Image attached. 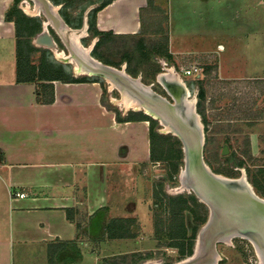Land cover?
Wrapping results in <instances>:
<instances>
[{
    "label": "crops",
    "instance_id": "1",
    "mask_svg": "<svg viewBox=\"0 0 264 264\" xmlns=\"http://www.w3.org/2000/svg\"><path fill=\"white\" fill-rule=\"evenodd\" d=\"M62 2L50 4L59 6ZM101 2L92 0L85 7L77 29L87 24L91 34L89 12ZM12 3L0 0V264H126L132 256L130 264L157 262L145 258L149 248L144 236L139 237L145 230L144 219H137L141 224L135 237L132 225L136 216L133 218L126 208L131 196L120 192L132 177L130 173L150 162L149 122H119L116 114L102 105L100 84L69 82L77 77L44 82L52 84L54 97L51 103L45 99L39 103L38 84L18 83L16 73L9 72L4 62L16 59L15 24L5 19ZM155 4L168 8L166 29L172 56L191 52L183 41L181 45L175 42L176 37H194L191 35L198 25L191 19L199 12L200 25H204L210 19L204 17L205 12H212L215 19L214 13L232 6L230 0H155ZM146 6L147 0H112L96 13V28L121 37L137 35L141 32L140 9ZM240 8L239 2L238 13ZM262 26L263 22H254L251 32H262ZM247 34L245 29L239 37L248 39ZM218 45L225 50L223 44ZM192 48L206 51L200 45ZM261 66L263 60L253 63L244 74L234 70L231 74L236 77L225 76L223 80L237 81L246 89L258 88L260 83L249 81H264ZM248 135V155L252 158L258 152L260 137L256 132ZM251 185L256 192L254 182ZM123 209L127 215H119Z\"/></svg>",
    "mask_w": 264,
    "mask_h": 264
},
{
    "label": "rangeland",
    "instance_id": "2",
    "mask_svg": "<svg viewBox=\"0 0 264 264\" xmlns=\"http://www.w3.org/2000/svg\"><path fill=\"white\" fill-rule=\"evenodd\" d=\"M23 1H27L32 9L38 7V13L34 15L27 14L22 8ZM49 1L52 4L55 2L53 0ZM162 1L164 0H159V2ZM230 2V5H232L230 9L225 10V12L222 13H214L215 19L211 16L212 12H205L204 17L206 16L211 20L208 19V23L205 22L204 25H200L202 24L200 18L201 12H199L198 17L191 19L193 20L191 21L192 23L198 25L197 28L193 29L195 34L193 33L191 36L194 37H184L183 40L176 37L177 40L175 42L180 45L184 42L183 45H186V47L188 46L189 49H191V52H187L185 55L172 56L169 52L168 45V53L171 55V58L167 59V61L164 60V58H161L163 57L161 49L164 37L168 35L166 28L169 15L167 11L168 8L166 7V9L162 8L163 12L149 9L143 14L142 17L147 29V35L143 39L135 36L109 38L105 44L98 45L95 49L93 48L90 50L88 56L97 61L99 60L102 63L105 61L109 62V65L117 69L127 65L124 60L128 59L136 69L139 65L136 61L134 62L133 59L135 58V55H139L140 52L138 51L137 46L142 43V48H144L143 54L146 58H152V63L154 68L157 69V73L152 77V74L148 72L146 78H142L143 74L139 73L134 78L141 77V82L147 86L155 83V86H152L151 89L170 104L175 103L171 100L172 96L170 91H168V89L165 90L166 87H164V85L156 84V81L159 83V76L161 73L167 72V70L164 69L175 68L174 71L176 70L178 72L182 65L196 63L202 70L203 75L201 74V77L194 78L183 76L181 73L180 75L177 74L184 81L191 95L196 97L195 110L200 116L203 124L202 132L204 140L202 144V155L204 160L205 162L207 161L206 163L213 169V171L218 169L217 172H219L222 170L229 175L235 176V178H238L240 174H242L238 169L242 166L241 170L246 171L248 181L250 183L255 181L259 186L257 187L256 194L263 197L264 94L262 92L264 90V83H260L259 87L257 88L256 86L255 89H246L245 87L238 86V84H236L237 81L223 79L225 76H235L231 74L234 73V70L242 71L244 74L247 70H250L248 67L252 66L253 63L257 64L261 60L264 61V0H230ZM239 2L241 3V8L239 10L241 11L240 13L236 11ZM54 4L56 5V3ZM88 4L89 3L86 1H63L58 6L60 7L58 12L57 10L55 11L51 5L50 9L52 13L56 15V19H58L53 23L48 19L43 7L36 0H19L18 7L21 12L16 13L14 17L21 21L22 17L27 16L32 21L31 25H35V23L38 22L41 24V30L32 35L30 41H27V36L25 39L21 36V49L24 58L34 66L35 71H38V73H40L41 69H44V71H42L43 73L49 72L50 75L56 78L66 79L67 77H88L90 79H98L99 81H102L106 88L108 104L116 109L121 117H128V115L132 117H141L142 115H145L155 121L153 125L155 132L162 135L161 137L167 138L168 142L172 144L175 139H178L182 144L180 138L176 134H173L171 130L170 132L164 131L167 126L162 125L156 117H151L144 113L145 111L141 108L139 99L128 89L120 88L116 85L114 89L110 90V83L107 78L94 75L88 76L85 73L81 72V74H79V72L75 71L74 66L77 62L86 61L81 53V51L85 53V50L81 47L79 49L76 48L75 44L62 34L61 28L68 24L70 28L80 30L77 29L81 24V19L78 17V14L83 7H86ZM61 6L66 8H62ZM164 16H167V20L164 19ZM231 19L232 22L230 21ZM47 22L49 24L47 26L48 31L46 30L45 33L55 41L53 47L48 43L42 42L41 38H39L41 32L43 30L45 31L43 24ZM64 22H66V24ZM254 22H263L262 32L257 33L256 35L254 31L251 32L253 28H250L254 26ZM244 24L247 25L246 28L244 27ZM160 26L165 29V31H161L159 28ZM158 29L161 32H159ZM245 29L248 33V39H242V37H239ZM154 30H157V32ZM91 37V34H88V36L79 39V42L85 49L90 45L92 41ZM218 44H223L225 50H222V47ZM198 45H200V47L203 46L206 51L201 53L198 51L199 49L192 48L193 46ZM217 46L219 47L217 48ZM257 46L260 47L261 50L256 48ZM205 52L213 53L205 54ZM58 53H64L68 59L59 58L57 56ZM84 56L86 57V55ZM4 62L9 72L16 73L15 58ZM220 62L221 71L219 69ZM208 65H215L217 68L215 70L213 69L209 75H206L204 69L205 66ZM144 68L146 67L144 66ZM260 68L258 69L264 71V66H261ZM122 93L134 98L135 102L140 104L138 105L139 108L137 110L130 109L124 112L119 106H116L112 102V97L122 99ZM223 93L229 95L225 97L226 95H221ZM202 95L205 96V99L200 98ZM211 99H214L212 106L210 105ZM181 100L184 103L186 102L184 96ZM198 109L203 110V114L199 113ZM248 111L261 113L257 118L248 117V120L245 117L246 113H249ZM203 120H206L205 123ZM249 132H256L260 137L258 152L256 156H251L252 158L248 155V148L246 146V140L249 139ZM226 139L229 140L228 146L230 148V153H235V159L232 162L226 161V156L221 155V148L225 144L224 142ZM158 142V139H156V146ZM181 147L183 154V146ZM208 160L210 162H208ZM240 162L242 163L241 165L239 164ZM182 167L183 158L182 165L178 166L177 172H173L171 175L168 169V161L157 163H152L150 161L145 166L139 167L138 171L131 172L130 175L132 177L128 179V181H125V185L121 186L120 192L122 195L126 196V193L129 192V196H131L128 199L131 200L130 203L126 204L127 207L126 205L124 207L130 211L128 214L132 215L133 218L136 216L132 225L135 237L137 236L138 227L140 228L141 224L137 219H139V217L144 219L142 225L145 230L143 232L141 231L142 235L139 237L143 238L144 236V241H146L145 246L146 248H149V250L145 252V258L150 260L156 259L157 262L154 261V264H176L177 262H181L182 260L191 257L198 232L208 219L209 209L207 205L198 202L199 199H197L194 193L187 195L184 192L176 194L170 191L174 187L180 185V171ZM260 170H263V172H259ZM154 190L160 194L159 198L161 200L158 198L157 201H155L153 196ZM190 196L193 197L195 201H192ZM179 197L187 199V207L181 208L183 203H181L182 199ZM132 201H134L135 204H133ZM194 203H198L197 207ZM134 207L137 211H135ZM197 211H199L200 216L194 220ZM202 213L206 214V219L204 222L200 223ZM125 214L127 215L126 209L119 212V215L124 216ZM197 223L198 226H196V231H194V227ZM194 232L195 236L193 238L192 253L182 255L179 248L176 247L177 243H182L184 248L187 249L190 243L189 238L192 237ZM183 234H185L186 238L182 240V242H177L176 238H171V236L177 237ZM250 243L251 241L246 238L237 237L233 238L228 243L218 242L214 244L213 250L216 253V256H218V259H221L220 261H217L216 264H258V258L254 246ZM137 258L138 257L135 256L136 260ZM132 260H134L133 256L127 260L126 264H130Z\"/></svg>",
    "mask_w": 264,
    "mask_h": 264
},
{
    "label": "water",
    "instance_id": "3",
    "mask_svg": "<svg viewBox=\"0 0 264 264\" xmlns=\"http://www.w3.org/2000/svg\"><path fill=\"white\" fill-rule=\"evenodd\" d=\"M36 1L43 7L48 19L55 23L57 17L50 9V2ZM39 38L42 42L54 46V41L44 30ZM64 40L67 43L65 38ZM90 60L81 62L88 69L86 75L104 77L119 87L128 89L139 99L146 115L156 117L162 125L168 127V132L171 130L182 142L183 167L180 171V183L195 194L198 202L207 205L209 214L206 223L198 232L192 256L176 264H213L214 244L233 236H241L254 243L264 261V198L245 183H237L214 173L206 164L202 155V127L198 126L189 111L187 113L186 103L170 104L151 89L152 85L146 89L147 85L141 82V77L133 78L126 73V65L117 69ZM168 86L174 87L169 82ZM228 153V145L224 144L221 155Z\"/></svg>",
    "mask_w": 264,
    "mask_h": 264
},
{
    "label": "trees",
    "instance_id": "4",
    "mask_svg": "<svg viewBox=\"0 0 264 264\" xmlns=\"http://www.w3.org/2000/svg\"><path fill=\"white\" fill-rule=\"evenodd\" d=\"M54 1H60V0H54ZM65 1H69V2H75V1H83V0H63ZM112 0H102V2L99 4V6H97L96 8H94L93 10H91L89 12V32L91 33L92 37H99L98 41H96L95 45H94V49L101 44H105L109 38H116V37H121L120 35H115L112 32H101L98 31L96 28V24H95V15L98 12V10H100L102 7L106 6L107 4H109ZM88 3H91L92 0H88ZM18 4H19V0H13V4L9 7V9L6 11L5 14V19L7 21H12L15 24V28H16V81L18 83L20 82H34L38 84V88L39 90L36 92V96H37V101L39 103H44L45 100H47L49 103H51L53 101V86L51 83H44V82H51L53 80L56 79V77H53L52 75L50 76L49 72H42L44 71V69H41L40 73H38V71H35V68L33 65H31L28 60L26 58H24L22 49H21V43H22V39L21 36L25 39L27 36V41L30 40V37L32 35H34L35 33L39 32L41 29V24L40 22L35 23V25H31L32 21L30 18H28L27 16L22 17V20L19 21L17 20L14 15L16 13H20L21 10L18 8ZM56 4H59L58 2H56ZM62 8H66V7H62ZM85 9V6L83 7V9L79 12L78 17L81 18L83 10ZM149 9H154L155 11H159V12H163V9L161 7H159L158 5L155 4L154 0H147V6L145 8L140 9V22H141V32L138 33L137 35H128L125 37H129V36H135V37H140V38H144L147 35V29H146V24L145 21L143 19V14L145 12H147V10ZM66 10V9H65ZM164 19L167 20V16H164ZM161 31H165V29H163L161 26L159 27ZM159 30V29H158ZM159 30V32H161ZM157 32V30H154ZM159 44V43H158ZM168 35H166L164 37V42L162 44V49H161V53L162 56L161 58H164V60L167 61V59L171 58V55L168 53ZM138 51L140 52L139 55H135V58L133 59V61L137 62V64L139 65L138 68H134L132 66V64L130 63V61L128 59H125L124 61L126 62L127 66H126V72L131 75L132 77H136L139 73H142V78H146L148 76V72L150 74H152V77L155 76V74L157 73V69L154 68V65L152 63V58L147 57L143 54V49L142 48V43H140L137 46ZM142 49V50H141ZM134 54V53H133ZM105 64L109 65V62H104ZM144 66L147 68H144ZM217 67L214 65H208L205 66L204 69V73L206 75H209L213 69L215 70ZM149 69V70H148ZM146 71V72H145ZM36 72V73H35ZM203 75V74H202ZM54 78V79H52ZM57 80V79H56ZM59 80H64L59 78ZM200 80V79H199ZM69 82H74V83H78V82H98L102 88V95H101V103L102 105L108 110L111 111L113 113L116 114V119L119 122H126V121H148L149 122V135H150V161L152 163H157V162H162V161H168V169L170 174L172 175L173 172L176 173L178 166L182 165V158H183V154H182V144L180 143V141L178 139H175L174 143H169L167 138L165 137H161L162 135H159L158 133L155 132L154 129V123L155 121L150 119L149 117L142 115L141 117H132L130 115H128V117H124L121 118L119 112L116 111V109H114L112 106H110L107 102V98H106V88L105 85L102 81H99L98 79L94 80V81H90L89 78L87 77H77V78H72L71 81ZM250 83L253 84H258V83H264V81H260V80H253V81H249ZM44 88V89H43ZM264 94V90L262 92ZM221 95H226L225 97H227L228 95L226 93H223ZM48 96V97H47ZM47 97V98H46ZM200 98L205 99V96H201ZM45 99V100H44ZM214 102V99L210 100V105L212 106ZM205 103V101H204ZM200 110V111H199ZM198 112L203 114V110L198 109ZM261 112H252L249 113L247 115V119L248 117L252 116L257 118L260 115ZM206 120H203V122L205 123ZM158 139V143L156 146L155 140ZM155 143V146H154ZM225 144H229V140L226 139ZM246 146L248 148V152H250L249 149V139L246 140ZM158 150V151H157ZM226 161H233L235 159V153H230L229 155L226 156ZM240 165L242 164L241 162L239 163ZM259 172H263V170H260ZM254 181V180H253ZM254 185L255 187H259L256 182L254 181ZM258 189V188H257ZM154 199L155 201H157V199L160 197V194L154 190L153 193ZM181 198V203H183L181 205V208L187 207L186 206V198L183 197H179ZM190 198H192V201H195V199L193 197L190 196ZM160 199V198H159ZM161 200V199H160ZM197 204L198 203H194ZM195 218L194 220L200 216L199 215V211H197V213L195 214ZM206 219V214L202 213V218L200 220V223L204 222ZM122 221V220H121ZM125 222V221H122ZM196 226L194 227V231H196ZM109 229V227H108ZM111 231V230H108ZM113 234V233H112ZM113 237V235H110ZM116 236V235H115ZM195 236V232L192 235L191 238H189L190 243L186 248H184L182 243H177L176 247L179 248L180 252L182 255L184 254H191L192 253V246H193V238ZM171 238H176L177 242L184 240L186 238L185 234L181 235V236H171Z\"/></svg>",
    "mask_w": 264,
    "mask_h": 264
},
{
    "label": "bare ground",
    "instance_id": "5",
    "mask_svg": "<svg viewBox=\"0 0 264 264\" xmlns=\"http://www.w3.org/2000/svg\"><path fill=\"white\" fill-rule=\"evenodd\" d=\"M22 8L24 9V11L27 14H30V15H34V14L38 13V7L32 9V7L29 6L27 1H23ZM52 8L56 11L58 9V6L56 7V6L52 5ZM44 28H45V32H46L47 23H44ZM61 31H62V34L65 35L68 40L72 41L73 44H75L76 48L79 49L81 47L82 49L85 50V53L83 51H81V53H82V56L85 58L86 61L90 62L91 61L90 59H92V60H94L96 62H99L96 59L88 56V52L93 49V47H94V45H95V43L97 41V38L92 39L90 45L86 49L79 42L80 38H82L84 36L85 37L88 36L87 24H85L84 27L82 29H80V30L72 29L69 26H63L61 28ZM84 55H86V57ZM57 56L59 58H61V59H68L67 56L64 53H58ZM74 67H75V71L76 72L77 71L78 72H83L85 74L88 73V69H86V67H84V65L81 62H77ZM164 70H167V72L166 73L165 72L161 73V75L159 76V82L162 83L163 85H166V87L169 89L170 93H172V94H173V90L170 89V87L168 86V82L173 84V85H176L179 88V90L181 91V93L183 92L182 96H184L186 98V102L185 103H186V106H187V109H188V110H186L187 113L189 111L192 114V116L195 119V121H197L198 126L203 128V124L201 122V118H200V116L198 115V113L195 110L196 97L191 95V93L189 92L188 88L186 87L184 81L174 71V68L164 69ZM108 81L110 83V86H109L110 90L114 89L117 84L115 82H113L112 80H110V79H108ZM145 88L149 89L148 86H146ZM122 95H123L122 99H117V98L112 97V102L116 106H119L122 111L125 112V111H128L130 109H136L137 110L139 108V106H138L139 104L137 102H135L134 98L130 97L129 95H127L125 93H122ZM167 129H168V127H166L164 129V131L165 132L168 131ZM240 171L242 172L241 177L238 178V179H232V180L236 181L237 183H239V182L245 183L250 189H252L253 187H252L251 183L248 181V178H247V175H246V171L245 170H240ZM170 191L174 192L176 194H180V193H183L185 191L190 192V189L188 187H186L184 184H182V182H181L178 187L173 188ZM237 237H241V236H233L231 239H225V240H222L221 242L228 243L233 238H237ZM241 238H244V237H241ZM252 245L254 246L255 253H256V256L258 258V261H257L258 264H264V261L262 259V255H261L260 251L258 250V248L256 247V245L254 243H252ZM212 258H213V264H216L217 261L221 260V259H218V256H216V253L214 252V250L212 252ZM186 259H188V258H186ZM177 263H179V262H177ZM152 264H154V263H152Z\"/></svg>",
    "mask_w": 264,
    "mask_h": 264
},
{
    "label": "flooded vegetation",
    "instance_id": "6",
    "mask_svg": "<svg viewBox=\"0 0 264 264\" xmlns=\"http://www.w3.org/2000/svg\"><path fill=\"white\" fill-rule=\"evenodd\" d=\"M156 84H158V85H160V83H158L157 81H156ZM162 85V84H161ZM170 85H172L171 83H170ZM152 86H155V83H153L152 84ZM172 90H173V94L172 93H170L171 94V96H172V101H174V102H182V104H183V101L181 100L182 99V94H181V92L179 91V88L177 87V86H175L174 85V87H170ZM166 90V89H165ZM189 90V89H188ZM155 92V91H154ZM183 107H184V105H183ZM195 109H196V107H195ZM223 147V146H222ZM221 151H222V148H221ZM230 153H228L227 155H229ZM227 155H225V156H227ZM204 158V157H203ZM205 161V160H204ZM207 162V161H206ZM208 162H210L209 160H208ZM232 162V161H231ZM207 164V163H206ZM208 165V164H207ZM209 166V165H208ZM211 168V167H210ZM211 170L213 171V169L211 168ZM218 170V169H217ZM217 170H215V171H213L214 173H216V174H219V175H222V176H224V177H226V178H228V179H238V178H240L241 177V174H240V176L238 177V178H235V176H232V175H229L228 173H226V172H224V171H222V170H220L219 172H217ZM240 170V169H239ZM224 172V173H223ZM239 172V171H238ZM240 173V172H239ZM179 186V185H178ZM174 188H176V187H174ZM185 194H187V195H190V194H192L193 192H187V191H185L184 192ZM256 193V192H255ZM177 196V195H176ZM179 196V195H178ZM214 257V256H213Z\"/></svg>",
    "mask_w": 264,
    "mask_h": 264
},
{
    "label": "built area",
    "instance_id": "7",
    "mask_svg": "<svg viewBox=\"0 0 264 264\" xmlns=\"http://www.w3.org/2000/svg\"><path fill=\"white\" fill-rule=\"evenodd\" d=\"M175 72L178 73L179 75L181 73L183 76L194 77V78H199V77H201L200 75L202 74L201 68L196 63H192V64H188V65H182L180 67L179 71L177 72L175 70ZM16 196L23 197L24 194L23 193H16Z\"/></svg>",
    "mask_w": 264,
    "mask_h": 264
}]
</instances>
